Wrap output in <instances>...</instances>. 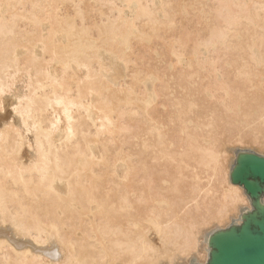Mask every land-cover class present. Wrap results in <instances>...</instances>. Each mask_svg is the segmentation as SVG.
<instances>
[{
  "label": "bare ground",
  "instance_id": "obj_1",
  "mask_svg": "<svg viewBox=\"0 0 264 264\" xmlns=\"http://www.w3.org/2000/svg\"><path fill=\"white\" fill-rule=\"evenodd\" d=\"M231 148L264 154V0H0V264L206 263Z\"/></svg>",
  "mask_w": 264,
  "mask_h": 264
},
{
  "label": "water",
  "instance_id": "obj_2",
  "mask_svg": "<svg viewBox=\"0 0 264 264\" xmlns=\"http://www.w3.org/2000/svg\"><path fill=\"white\" fill-rule=\"evenodd\" d=\"M229 150L234 154L229 181L242 187L251 208L241 207L228 226L208 230L202 238L207 262L200 263L193 255L189 264H264V154Z\"/></svg>",
  "mask_w": 264,
  "mask_h": 264
},
{
  "label": "rangeland",
  "instance_id": "obj_3",
  "mask_svg": "<svg viewBox=\"0 0 264 264\" xmlns=\"http://www.w3.org/2000/svg\"><path fill=\"white\" fill-rule=\"evenodd\" d=\"M193 12H194V11H193ZM193 12H192V13H193ZM195 13H196V12H194L193 14L196 15ZM191 16H192V14H191ZM192 17H193V16H192ZM192 17H191V18H192ZM191 18H190V19H191ZM193 18H194V21H191V25H189V27L192 26V25L194 24V26H193L194 28H190V29H198V28L196 27V25H195V22H196L195 18H196V16L193 17ZM192 20H193V19H192ZM195 27H196V28H195ZM158 49H159V48H158ZM159 50H160V49H159ZM159 50H158V51H159ZM150 56H151V55H150ZM150 56H149V58H150ZM152 56L154 57V59L156 58L155 54L152 55ZM152 56H151V57H152ZM153 57L150 58L149 62H150V61H152V63L154 62ZM152 59H153V60H152ZM155 62H157V60H155ZM150 63H151V62H150ZM153 64H154V63H153ZM155 64H156V63H155ZM161 64H162V62H161ZM161 64H159V68H160V67H163V65H165V63H163L162 66H161ZM166 66H167V64L164 66V68H165ZM148 86H150V83L148 84Z\"/></svg>",
  "mask_w": 264,
  "mask_h": 264
}]
</instances>
